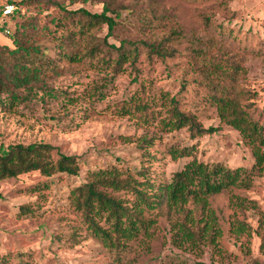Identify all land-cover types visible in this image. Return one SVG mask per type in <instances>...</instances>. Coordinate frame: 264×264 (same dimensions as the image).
Segmentation results:
<instances>
[{"label": "rangeland", "instance_id": "obj_1", "mask_svg": "<svg viewBox=\"0 0 264 264\" xmlns=\"http://www.w3.org/2000/svg\"><path fill=\"white\" fill-rule=\"evenodd\" d=\"M17 1L15 14L0 19V42H10L22 22L37 20L49 36L41 42L60 72L47 79L49 92L27 96L22 91L13 105L7 93L2 95L0 148L49 142L55 147L54 161L60 153L76 156L79 173L48 176L33 170L0 180V264H264L258 232L259 212H264V172L250 188L211 196L221 233L214 242L209 235L193 246L176 243L172 223L179 218L166 207L147 212L153 218L148 232L109 246L74 202L77 187L93 179L95 172L112 167L156 183L170 179L194 157L250 168L251 148L237 129L221 122L207 73L211 62L221 63L244 91L242 102L264 122V0H114L120 15L110 13L118 20L111 35L105 23L82 27L80 20H67L82 56L71 61L61 56L57 38L52 37L60 33L58 23L67 18L59 4L69 10L101 12L110 0ZM105 37L116 45L124 39L137 42L138 57L116 69L104 61L115 58V50L95 56L85 53L93 44L107 48ZM146 41H165L168 55L152 52ZM175 105L200 125L218 129L196 136L188 126L171 130L165 122ZM171 146L189 147L192 154L174 159ZM112 193L125 204L134 199L127 191ZM232 194L255 207L236 210ZM187 206L195 213L193 202ZM235 215L251 229L238 231ZM96 221L103 227L111 225L106 215L96 216Z\"/></svg>", "mask_w": 264, "mask_h": 264}, {"label": "trees", "instance_id": "obj_2", "mask_svg": "<svg viewBox=\"0 0 264 264\" xmlns=\"http://www.w3.org/2000/svg\"><path fill=\"white\" fill-rule=\"evenodd\" d=\"M78 1L88 0H73V2ZM16 3H18L17 0L0 1L1 20H6L7 17L15 14ZM7 4L16 6L9 15L3 13ZM59 8L66 13L67 18L66 21L62 19L58 23L60 33L52 37L57 38L61 56L70 61L82 56L79 55L81 54L79 40H75V31L69 28L67 20L71 22L80 20L82 27L85 23H105L108 25V35H111L118 20L110 13L120 15L114 6V0L106 1L101 12H92L84 7L69 10L63 4H59ZM42 37L49 36H46L37 25V20H26L17 26L10 42H0V100L2 95L7 93L9 102L13 105L23 95L22 91H27L25 95L28 96L32 93L37 94L40 90L51 89L47 85V79L50 74H58L60 68L55 63V58L46 52V47L41 42ZM107 39L108 37L104 39L107 48H103L101 44H93L85 53L95 56L104 50L111 52L115 50L116 57L109 56L104 58V61L105 64L113 65L116 69L131 57L133 61L138 57L137 42L124 39L120 45H116L109 43ZM144 43L152 52L161 56L168 55L169 49L165 46V41ZM209 70L211 72L207 73V76L210 77L211 101L217 107L221 122L237 129L242 139L249 145L254 157L253 164L250 168L242 166L232 168L222 162L209 163L194 157L181 169L176 170L170 179L159 183L152 182L150 179L136 178L133 174H125L122 169L116 167L95 172L93 179L76 188L78 193H74V202L93 227L95 234L106 240L109 246H118L122 238L138 237L142 231L148 232L153 218L148 216L147 212L157 207H166L169 213H174L179 218L172 223V226L177 229L175 235L178 236L176 240L178 245L183 246L188 243L193 246L203 238H208L209 235V241L214 242L221 230L218 228L215 211L210 207L211 196L232 188H250L255 177L263 174L264 122L255 118L248 110V105L242 102L244 91L238 89L235 84L236 78L233 74H229L230 71H226L223 65L216 60L211 62ZM145 107L146 105L143 106ZM171 113L172 115L165 122L171 130L188 126L192 136H196L218 129L214 126L200 125L194 117L180 110L177 105L172 108ZM54 148V145L49 142L14 143L1 147L0 180L33 170H39L48 176L55 172L77 175L79 165L76 156L60 153L59 158L54 161L52 155ZM169 151L174 159L192 154V149L189 147L171 146ZM111 191L132 193L134 199L131 205L125 204V200L119 194H113ZM190 201L196 206L195 213L187 206ZM231 201L236 210L255 207V205L248 204L250 200L238 194H232ZM22 208L27 207L22 206ZM197 212L200 213L198 217ZM259 213L261 217L258 232L261 233L264 247V212ZM98 215H106L111 225L103 227L99 224L96 221ZM201 222H204L203 226L200 225ZM234 222H236L234 225L238 231L245 233L247 229H251L248 223L241 221L236 215ZM196 225L200 227L194 229ZM184 264L210 263L197 261Z\"/></svg>", "mask_w": 264, "mask_h": 264}, {"label": "built area", "instance_id": "obj_3", "mask_svg": "<svg viewBox=\"0 0 264 264\" xmlns=\"http://www.w3.org/2000/svg\"><path fill=\"white\" fill-rule=\"evenodd\" d=\"M16 6L14 4H7L4 9H3V13L5 15H9L11 14L14 10H15ZM5 32H9V28H5L4 29Z\"/></svg>", "mask_w": 264, "mask_h": 264}]
</instances>
